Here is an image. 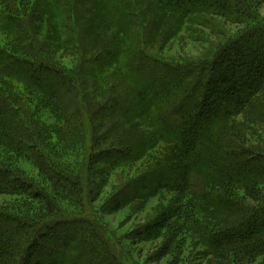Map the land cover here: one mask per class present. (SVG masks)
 <instances>
[{
  "label": "trees",
  "instance_id": "16d2710c",
  "mask_svg": "<svg viewBox=\"0 0 264 264\" xmlns=\"http://www.w3.org/2000/svg\"><path fill=\"white\" fill-rule=\"evenodd\" d=\"M0 2V31L11 45H0V264H124L99 225L73 214L83 194L79 166L67 170L56 158L60 145L73 149L75 135L84 161L102 166L95 173L157 148L147 172L118 193L121 203L175 196L138 239L202 216L198 243L212 264H264V147L250 142L249 128L264 124V0ZM192 22L216 26L224 41L214 49L206 42L197 57H169L170 37ZM58 48L79 52V65L66 70ZM43 111L53 127L40 123ZM135 120L146 129L139 137ZM170 245L156 248L154 261ZM175 256L167 264H186L181 250Z\"/></svg>",
  "mask_w": 264,
  "mask_h": 264
},
{
  "label": "rangeland",
  "instance_id": "374dc122",
  "mask_svg": "<svg viewBox=\"0 0 264 264\" xmlns=\"http://www.w3.org/2000/svg\"><path fill=\"white\" fill-rule=\"evenodd\" d=\"M33 2L34 0H30V3ZM197 17L208 18L206 21H213L216 23L221 20L211 14H202ZM197 17L189 18L188 21L200 22L196 19ZM187 23L183 24L179 34L170 37L166 51L164 52L169 55V57L177 58L185 55L197 57L198 54L200 55V53H202L200 52L201 49L204 51L203 49L206 46V42L214 49L218 42L221 43L224 41L222 38L224 35H217L214 33L213 30L216 26L204 27L197 23H195L196 25ZM241 27L242 25L239 24L227 28H230V31H236ZM112 32L113 30L111 33ZM63 33L65 34V32ZM195 38H198L199 41H196ZM7 40H9L7 35L0 31V45L5 46V48H11ZM56 50L58 51L56 57L66 70L76 68V66L79 65V52L75 51V49L58 48ZM64 50L66 52H62ZM120 80L122 79L120 78ZM116 83V79H113L111 82L110 88L114 91L116 89L115 87L120 84ZM13 84L15 89L22 93V87L16 83ZM96 92L97 89H94L91 93L99 96L100 93ZM117 94H119V92H117ZM235 118V121L240 124L247 123L242 115H238ZM55 120L56 119L50 114L43 111L41 120L39 121L44 127L51 128ZM134 123L138 125L132 130L134 135L139 137V135L142 134L141 130L146 132V129L139 128V126L142 125L141 120H135ZM249 128H251L253 133V138H251L250 142L255 143L257 139H259L260 141L257 142L264 147V124L256 121L255 124L249 125ZM51 135L53 138L56 137L53 130L51 131ZM77 139V135L71 139L70 144L75 143L73 149H68L66 151L69 145H60L56 158L67 170H71L74 166H79L77 172H79L78 178L82 182L81 187L83 194H81L82 200L80 203H72V211L75 212L73 214L76 216L85 215L91 219V221L93 220L95 224L99 225L107 235L113 249L118 251V255L121 257L124 264H167L168 260L171 262L178 257L175 255H177V251L179 250H181L186 264L213 263L211 256L202 254V250H205V246L198 243L200 234L197 228L206 226V222L202 221V216L196 218L195 221L185 217L180 218V220L174 219L164 231H161L162 236L159 238L140 240L136 237L137 232L144 228L145 225L154 221L157 214L163 209L172 207L173 200L175 199L172 193L161 191L147 198L123 202L125 203L124 205L121 203L123 200L120 199L121 202H119L118 193L121 191V188L127 183L136 182L138 177H141V173L147 172L145 169H149L153 164L154 159L151 155H154L157 148H154L148 153L147 157L141 158L140 161L136 160L129 166L113 168L106 174L102 172L95 173V171L99 170L102 166L96 165L91 167L84 161L85 154ZM57 140L58 136L55 141ZM22 165L29 174H35V171L29 167L28 164ZM142 166H145V169ZM71 171H73V169ZM194 177L196 181H200L199 176L194 175ZM93 186H95V189H92ZM197 188L199 187L195 189ZM4 200V198L0 197V202ZM116 203H119V205L115 206ZM179 223H185L186 226L182 227ZM175 227H177L176 234L172 237L170 230ZM166 240L171 241L169 256L160 261H154L152 257L153 253L156 248L161 246ZM179 245H182L181 249L178 248ZM257 262L254 264H257Z\"/></svg>",
  "mask_w": 264,
  "mask_h": 264
}]
</instances>
